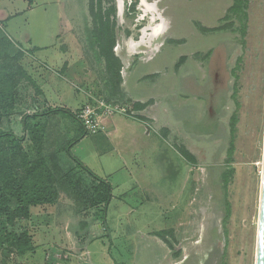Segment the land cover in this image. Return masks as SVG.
I'll return each instance as SVG.
<instances>
[{
  "label": "rangeland",
  "instance_id": "rangeland-1",
  "mask_svg": "<svg viewBox=\"0 0 264 264\" xmlns=\"http://www.w3.org/2000/svg\"><path fill=\"white\" fill-rule=\"evenodd\" d=\"M231 4L232 0H102L97 9L89 0H0V89H10V81L18 76L4 77L17 53L18 64L30 78H19L0 98V132L22 137L20 148L30 159L35 145L41 148L46 198L29 206L27 219L11 224L0 216V264H85L90 244L109 241L110 214L108 208L102 212L105 203L98 201L102 188L67 154L69 150L80 159L93 160L82 145L73 142L66 147L79 133L76 119L58 113L31 117L53 107L74 113L99 99L127 105L125 112L116 113L127 117L141 109L139 118L149 125L148 132L160 146L173 150H166L167 162L152 152L145 154L149 157L143 178L156 184L140 186L145 191L139 196L152 200L145 213H133L144 218H132L129 227H153L160 210L175 213L179 228L167 240L176 247L188 245L197 264H255L264 135V0H247L243 37L234 29L239 23ZM98 12L101 21L108 17L115 31L112 51L121 62L120 90L110 87V73L92 34ZM157 14L161 19L152 22ZM161 23L163 33L154 38L148 30L147 50H138L135 44L143 29ZM141 73L147 82L139 92L149 96L138 105L127 93L126 80ZM54 82L62 84L58 97L50 88ZM232 113L234 147L227 161ZM24 121L37 128H25ZM13 152L20 149L0 139V157ZM124 173L118 177L125 179ZM122 189L126 185L113 192ZM111 190L110 186V194ZM24 230L31 249L19 255L10 250L5 234ZM110 252L118 254L116 248Z\"/></svg>",
  "mask_w": 264,
  "mask_h": 264
},
{
  "label": "crops",
  "instance_id": "crops-1",
  "mask_svg": "<svg viewBox=\"0 0 264 264\" xmlns=\"http://www.w3.org/2000/svg\"><path fill=\"white\" fill-rule=\"evenodd\" d=\"M146 82L145 73L138 74L132 80H126L127 93H131L130 98L138 105H141L149 96L144 90L139 92ZM151 84L155 85L153 82ZM61 86L62 84L54 82L50 87L57 97ZM140 110L136 109L137 115L133 117L115 114L106 119L98 133H83L78 138L75 144L82 145L85 150H88V154L93 155V162L80 159L71 152L95 175L108 181L112 189L106 204V209L108 208L110 214L109 241L97 242L95 247L90 244L87 248L89 259L85 264H197V259L192 260L194 253L188 245L176 247L175 243L167 240L173 237L179 228L180 223H176L177 214L160 213V210L153 227H150L151 223L149 226L146 224L145 228L129 227L132 224L130 223L132 218L137 220L144 218L140 216L141 214L138 217H136L137 214L133 216V213L137 210L145 213L148 210L147 205L152 200L147 195L144 199L139 196L145 191L140 186L145 185L146 187L152 183L155 186L156 184V181H151V178H143L146 170L144 163L149 157L146 155L152 152L158 155V160L164 162L167 159L166 150L173 151L165 145L160 146L159 141L145 130L144 122L139 118L141 117ZM151 117L155 120L154 116ZM118 164L123 165L117 166ZM121 171L125 172V179L118 177ZM170 182H173L172 179ZM120 184L126 185V189L113 192L119 189ZM158 195L160 196L159 193ZM160 233H165V237L159 236ZM111 248L118 250L117 256L110 252ZM181 249L185 251L183 254L180 252Z\"/></svg>",
  "mask_w": 264,
  "mask_h": 264
},
{
  "label": "trees",
  "instance_id": "trees-1",
  "mask_svg": "<svg viewBox=\"0 0 264 264\" xmlns=\"http://www.w3.org/2000/svg\"><path fill=\"white\" fill-rule=\"evenodd\" d=\"M102 0H89L90 7L93 8L94 3L97 9H100ZM247 0H232L230 12L238 19V25L235 26L240 36L243 37L245 34L246 20H247ZM114 10V7H113ZM101 16L95 13L94 20L96 22L95 28H93L94 41L97 46L99 56L104 60L105 69L107 73H110L109 82L112 89L120 90L119 84L121 81L120 69L121 62L119 58L113 53L112 46L115 42V31L113 28L108 26V17L106 21L100 20ZM114 24V23H113ZM21 57L20 53H17L11 57L9 63V72L4 75L5 78H9L15 74H18L15 79L10 81V89H0V98L5 97L10 93L11 88L19 80V78L30 79L26 71L18 64V59ZM235 86L231 96H235ZM46 113H58L70 117H74L79 126V133L76 138L67 143L68 147L73 142H76L83 133V126L76 118L75 114L69 109L63 107H53L48 109L44 113L33 114L31 117ZM1 116V115H0ZM30 115H26L28 118ZM236 121V114L232 113L229 119V143L227 148V161L230 160L232 150L234 147V124ZM25 128H37V125L29 126L25 121L23 122ZM9 140V143L15 148H19L20 152H13L9 157H0V216L5 215L7 223H13L15 219H27L29 217V206L46 202V198L42 197L45 187L41 185V177L44 173L45 158L42 155L41 148L39 146L34 147L35 157L29 158V156L20 148V142L23 138L18 137L13 133L0 132V139ZM6 154V153H5ZM20 155L19 160L15 158L16 155ZM69 157L75 162V164L87 173L90 177L95 179L102 188V195L98 198L99 202L108 203L110 184L108 181L99 178L89 168L76 159L72 153L67 150ZM185 156L187 153L183 152ZM188 158V157H187ZM48 173V171H47ZM13 174L16 177H13ZM20 174V176H19ZM18 175V176H17ZM224 185L228 182V174L224 175ZM104 206V208H105ZM103 213L105 210L102 211ZM5 241L10 246V250L17 254H24L31 249V239L27 231H9L5 234Z\"/></svg>",
  "mask_w": 264,
  "mask_h": 264
},
{
  "label": "built area",
  "instance_id": "built-area-1",
  "mask_svg": "<svg viewBox=\"0 0 264 264\" xmlns=\"http://www.w3.org/2000/svg\"><path fill=\"white\" fill-rule=\"evenodd\" d=\"M95 102H87L77 112H74L76 118L82 124L84 130L89 133H96L102 128L101 123L103 118L112 116L116 113L125 112L127 110V105L109 103L103 99L96 100ZM128 110H130L132 114H135V111L131 109V107ZM148 127L149 125L145 123L144 128L146 131H148Z\"/></svg>",
  "mask_w": 264,
  "mask_h": 264
},
{
  "label": "water",
  "instance_id": "water-1",
  "mask_svg": "<svg viewBox=\"0 0 264 264\" xmlns=\"http://www.w3.org/2000/svg\"><path fill=\"white\" fill-rule=\"evenodd\" d=\"M109 198H110V194H109ZM104 210L106 211V206ZM255 264H264V135H263L262 167H261V177H260L259 206H258V217H257Z\"/></svg>",
  "mask_w": 264,
  "mask_h": 264
},
{
  "label": "bare ground",
  "instance_id": "bare-ground-1",
  "mask_svg": "<svg viewBox=\"0 0 264 264\" xmlns=\"http://www.w3.org/2000/svg\"><path fill=\"white\" fill-rule=\"evenodd\" d=\"M145 2V1H144ZM118 8H119V11H121V4H118ZM143 7V6H142ZM144 8V7H143ZM156 8V7H155ZM145 9V8H144ZM157 10V9H156ZM153 12V11H152ZM144 13V12H143ZM155 13V12H154ZM153 16V15H152ZM161 19V15L159 14H157V16H153L152 17V22L153 21H155V20H160ZM148 30H152L153 32L151 33L152 35V37H154V36H156L157 34H162L163 33V31H164V27H163V24L161 23L160 25H158V24H156L155 26H151L150 27V25L147 27V28H145V29H143V31H142V34H141V36H140V40H139V42H137V44H135L136 45V47H137V49L138 50H140V51H146L147 49H146V41L144 42V38H145V35L147 34V31ZM155 38V37H154ZM149 41V40H148ZM145 44V45H144ZM160 45V44H159ZM149 53V52H148Z\"/></svg>",
  "mask_w": 264,
  "mask_h": 264
}]
</instances>
